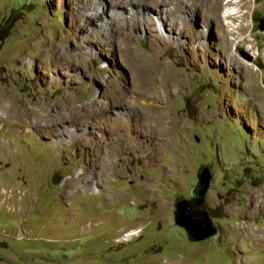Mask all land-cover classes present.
Returning a JSON list of instances; mask_svg holds the SVG:
<instances>
[{"label":"rangeland","instance_id":"rangeland-1","mask_svg":"<svg viewBox=\"0 0 264 264\" xmlns=\"http://www.w3.org/2000/svg\"><path fill=\"white\" fill-rule=\"evenodd\" d=\"M181 1L168 34L0 0V264H264V0ZM200 165L215 234L191 241L173 204Z\"/></svg>","mask_w":264,"mask_h":264},{"label":"bare ground","instance_id":"bare-ground-1","mask_svg":"<svg viewBox=\"0 0 264 264\" xmlns=\"http://www.w3.org/2000/svg\"><path fill=\"white\" fill-rule=\"evenodd\" d=\"M116 1L117 2H113V1H110V0H102V2H95V3H97V5H95V3H94L92 5V8L91 9H88L86 11H81L84 8L78 7V9H77V11H76V13L74 15V25L77 28V30L83 32L93 22V20H95V19L96 20L102 19L103 18V15L107 12V10H112L113 11L112 14H111V21H110V24H105V25L104 24H101L100 25V32L102 30H106L107 27H108L107 25H109V26L112 25V27H114L115 29H119L121 27V24L120 23L122 22L123 18H121L120 15H118V13H115V9L116 8H119L121 6H126V5L127 6L130 5L134 9V10H132L131 17H134L135 18L134 24H138V26H141V24H143V25H146L147 27L149 26V28H150V25H152V22L149 21V17H150V15L152 13H156V14H158V17H159V19H160V21L162 23V26L164 27V30L166 31V33L169 34V33L172 32V30H173V32H174V30H177V32L179 34H181V32L183 30H185V25L184 24H183V26L180 29H178V23H177V20H176L180 16L179 13L181 12V8H182L181 6H182V4H184L183 1H181V0L175 1V3L177 4V6H175L174 8H169V9L160 8L158 10H154L153 9L154 8V4L144 3L143 0H116ZM196 1L197 2H201V4L207 2V0H196ZM86 4H88V3H86ZM84 5L85 4H83V6ZM161 6H163L162 3L160 4V7ZM191 11H193V10L190 8V12ZM233 12H234L233 10L232 11L229 10V9L226 10L225 13H224V17H227L229 15L234 14ZM162 40L164 42L166 41L165 39H162ZM119 96H120L118 98L119 100H121V101L122 100H126L125 95L119 94ZM15 105H17V104H15ZM0 107H1V104H0ZM4 109L7 110V113H6V115H5L4 118L7 117V119H8V116H11V112L13 113L14 110L11 111L8 106H4ZM39 114H40V111H38V110H36V112H32V116H33L32 118H35L34 120H37L38 117H40L42 119L43 116H38ZM38 122L40 123L39 120L36 121V123H38ZM260 236H261V234H260ZM262 238L264 239V237H262Z\"/></svg>","mask_w":264,"mask_h":264},{"label":"water","instance_id":"water-1","mask_svg":"<svg viewBox=\"0 0 264 264\" xmlns=\"http://www.w3.org/2000/svg\"><path fill=\"white\" fill-rule=\"evenodd\" d=\"M209 179V169L200 165L196 172V184L191 188L189 198L173 204V222L186 232L191 241H200L215 234V227L204 209Z\"/></svg>","mask_w":264,"mask_h":264}]
</instances>
